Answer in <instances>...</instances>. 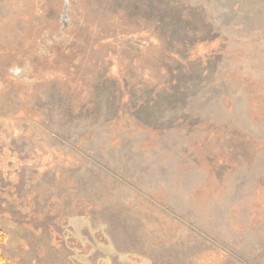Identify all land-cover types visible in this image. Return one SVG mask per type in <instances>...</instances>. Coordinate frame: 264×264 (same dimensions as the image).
Listing matches in <instances>:
<instances>
[{"label":"rangeland","instance_id":"rangeland-1","mask_svg":"<svg viewBox=\"0 0 264 264\" xmlns=\"http://www.w3.org/2000/svg\"><path fill=\"white\" fill-rule=\"evenodd\" d=\"M7 264H264V0H0Z\"/></svg>","mask_w":264,"mask_h":264},{"label":"trees","instance_id":"trees-1","mask_svg":"<svg viewBox=\"0 0 264 264\" xmlns=\"http://www.w3.org/2000/svg\"><path fill=\"white\" fill-rule=\"evenodd\" d=\"M0 262H1V263H4V260H3L1 257H0Z\"/></svg>","mask_w":264,"mask_h":264},{"label":"crops","instance_id":"crops-1","mask_svg":"<svg viewBox=\"0 0 264 264\" xmlns=\"http://www.w3.org/2000/svg\"><path fill=\"white\" fill-rule=\"evenodd\" d=\"M0 264H7V263L4 261V263H1V262H0Z\"/></svg>","mask_w":264,"mask_h":264}]
</instances>
